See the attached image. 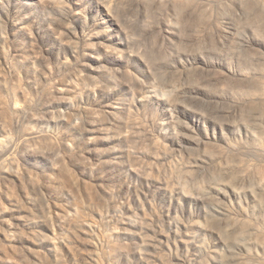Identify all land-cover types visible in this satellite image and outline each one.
Returning a JSON list of instances; mask_svg holds the SVG:
<instances>
[{
  "label": "rangeland",
  "instance_id": "rangeland-1",
  "mask_svg": "<svg viewBox=\"0 0 264 264\" xmlns=\"http://www.w3.org/2000/svg\"><path fill=\"white\" fill-rule=\"evenodd\" d=\"M0 264H264V0H0Z\"/></svg>",
  "mask_w": 264,
  "mask_h": 264
}]
</instances>
